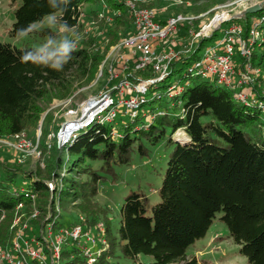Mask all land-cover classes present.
Returning <instances> with one entry per match:
<instances>
[{
  "label": "trees",
  "instance_id": "1",
  "mask_svg": "<svg viewBox=\"0 0 264 264\" xmlns=\"http://www.w3.org/2000/svg\"><path fill=\"white\" fill-rule=\"evenodd\" d=\"M102 3L119 11L120 17L128 15L115 0H70L62 15L56 12L61 17L58 23L66 21L75 28L84 6ZM53 6L65 5L61 0H19L9 36L17 38L18 29L41 22L56 11ZM263 10L257 13L262 16ZM252 16L230 21L242 26L244 39ZM41 35L47 36L48 31ZM215 35L216 32L212 38ZM207 40H201L190 56L173 60L168 76L161 82L168 80L178 65L196 60ZM26 51L36 50L0 43V139L34 127L43 112L44 100L68 99L76 82L95 77L103 59L86 48H77L64 70L56 72L31 62L21 63L20 57ZM263 58V53L254 51L249 62H262ZM247 62L248 59L237 58V67ZM188 77L190 82L180 86L181 93L169 97L171 105L163 109L165 115L156 116L153 121H146L142 115L126 120L118 127L117 139L111 138L109 127L93 126L80 133L71 145L61 149L54 145L47 150L48 134L42 132L38 146L41 154L51 152L46 178L61 182L53 193L32 173L2 167L0 215L4 213L5 217L0 226L1 242L11 239L12 233L6 228L11 225L18 203L30 211L29 195H34L35 208L43 213H55V201L65 209L80 202L76 208L84 216L81 225L85 230H93L102 221L108 248L95 257L93 264H138V259L149 264H197L187 251L205 237L218 214L229 238L238 246L239 256L247 264H264V115L255 106L235 101L231 90L209 79ZM262 84L252 86L260 99H264ZM152 103H146L150 113L156 110L151 108ZM157 145L169 150L158 189L159 201L151 204L138 192L125 196L113 234L110 219L95 210L93 199L102 184L119 180L115 168L129 166L134 151L147 156L149 148ZM18 177L29 180L28 189H10ZM50 194L55 201L46 202ZM33 222L38 237L44 223ZM61 261L59 264H88L73 245L62 248Z\"/></svg>",
  "mask_w": 264,
  "mask_h": 264
},
{
  "label": "rangeland",
  "instance_id": "2",
  "mask_svg": "<svg viewBox=\"0 0 264 264\" xmlns=\"http://www.w3.org/2000/svg\"><path fill=\"white\" fill-rule=\"evenodd\" d=\"M136 2L141 8L154 12L156 19L160 22L177 15L189 18L188 21L177 26L166 40L154 44V51L158 57L166 56L169 52H174L178 58H185L195 51L201 40L209 39L198 52V56H201L206 48L215 46L221 40L225 29L234 23L227 21L220 22L218 29L205 34L204 27L209 26L213 20L223 14L227 18H234L246 8L256 4V2L264 3V0H136ZM18 6L19 0H0V43L9 44L17 49L36 50L46 43L48 38L59 39V35H64L58 34L57 24H49L48 17H46L41 22L35 24L32 33L20 38L9 36L8 32L14 22V11ZM91 11H96V13ZM262 13H264V10ZM115 16L118 18H114ZM260 16V13H255L252 18L258 20ZM131 25L132 20L129 15L125 14L120 17V12L112 9L106 3L84 6L78 25L75 27V33L67 35H69L70 39L76 41V49L86 48L88 51L102 56L103 59L98 66L95 77L90 79L89 77H85L81 81L76 82L72 87L71 95L68 99L59 100L52 97L44 100L41 103L43 112L34 127L24 131L20 138H5L2 141L16 145L21 138H24L33 144L32 146L34 144L39 146L42 132L46 131L48 136L55 133L65 122L69 112L75 111L87 99L98 96L105 89L117 84L116 80L112 84L108 81L109 78L106 73L108 65L107 56L111 48L130 35L133 29ZM45 31H48V35L42 36L41 34ZM215 32L216 35L212 38ZM260 52L259 50L257 51V53ZM194 62L195 60H191L189 64L178 65L176 72L168 80L158 82L149 89L146 99L153 102L151 108H156L153 112L170 107L169 97L172 98L173 93L171 94L169 87L176 86L179 88L180 86L187 85L190 82L187 73L193 67ZM146 75H149L150 78V71L135 72L131 69L130 74L126 77L134 84L137 81L146 80ZM190 76L192 75L190 74ZM149 109L150 105L145 104L141 112L152 114L153 112L150 113ZM123 120L125 119L122 116H117L115 128L118 129V127H122L127 122H123ZM37 136L39 137L38 141ZM175 137H177V134ZM47 140L46 145H50V148L54 145L56 146L55 140ZM7 143L0 142V175L2 174V167L18 168L21 172L32 173V176H36L40 180H49L46 178V163L51 156V152L41 154L38 147L37 151L40 153V156L37 158L35 155H32V149L17 151L12 146H8ZM50 148H47V150H50ZM168 153L169 150H165L163 145L149 148L148 155L143 157L134 151L129 166L115 168L119 180L115 183L107 181L99 187L92 206L96 211L98 210L100 213L104 212V215L110 219L113 226V234H115L114 230L117 227L119 207L125 196L138 192L144 194L151 204H156L159 201L158 189L165 172ZM29 185L28 179L18 177L9 187L11 190H25L29 188ZM52 199L55 201L52 198V194H50L46 197V202H50ZM54 204L56 208L58 206L57 202L55 201ZM79 204L80 202L69 204L66 209L63 206L59 207L60 216L56 228L60 226L72 228L76 224H81L84 216L76 208ZM31 211H26L25 209L17 211V214H14L11 225L6 228V232H13L11 226L16 215L18 217L23 215L21 224L27 227L28 235L37 232L38 229L34 225V222L27 220ZM102 216L100 215V219ZM220 216L221 214H218L212 221L205 237L190 246L187 251L189 258H194L197 264H247L246 260L239 256L238 246L232 242L225 226L219 221ZM101 222L100 220L98 224ZM2 223L3 220H0V226L4 225ZM98 224L93 230H89L86 225L87 231L90 232L94 240L99 238ZM19 225L15 228H19ZM81 242L84 244V239ZM67 247L64 246L63 248ZM137 262L138 264H149L145 259H138ZM59 263H62V261Z\"/></svg>",
  "mask_w": 264,
  "mask_h": 264
},
{
  "label": "built area",
  "instance_id": "3",
  "mask_svg": "<svg viewBox=\"0 0 264 264\" xmlns=\"http://www.w3.org/2000/svg\"><path fill=\"white\" fill-rule=\"evenodd\" d=\"M117 1L127 10L133 28L132 33L111 48L107 56L108 81L112 84L116 80L117 84L105 89L98 96L87 99L75 111L69 112L65 122L47 138V141L55 140L59 149L71 145L80 133L93 126L109 127L111 138H119L120 133L115 128V120L119 115L125 119L124 122L133 121L141 115L146 117V121H153L156 116L166 114L164 110H158L152 114L141 112L142 107L148 101L146 95L149 89L168 76L170 63L178 59L174 52L158 57L154 51V44L166 40L177 26L188 21L189 18L177 15L160 22L156 19L154 12L141 8L136 0ZM253 5H260V10L264 8L262 2H256ZM228 18L226 17L217 24H214L213 20L209 26L204 27L205 34L218 29L220 22L244 20L246 17L244 19L238 16ZM243 34L240 24L229 25L221 40L215 46L206 48L203 54L195 60L188 74L209 79L216 85L231 90L235 101L255 106L264 115V99H260L252 90V86L264 83V58L262 62L258 59L252 63L249 62L254 51L259 50L264 55V15L258 20L251 17L250 28L245 39ZM237 58L248 59V62L239 68ZM131 69L135 72L149 70L151 76L133 84L126 77ZM262 86L261 95L264 96V84ZM182 90V87H169L173 95L181 93ZM22 133L12 138H20ZM38 138L37 136V141ZM0 142L7 143L2 139ZM7 145L17 151L32 149V155L37 158L40 156L37 144L32 146L33 144L24 138H21L16 145L9 143ZM47 148L49 149L50 145H47ZM43 185L49 193H53L61 187V182L51 179L43 181ZM29 199L32 201V211L27 220L41 221L44 226L38 237L33 233L28 235L27 227L21 224L23 215L20 217L16 215L11 226L13 230L11 239L5 242L0 240V264H59L62 248L69 245L77 248L88 264H93L95 257L108 248L101 223L98 224L99 238L97 240H94L90 232L85 230L81 224H76L72 228L61 226L56 228L60 216L59 206L55 208L53 214L43 213L35 208V196L29 195ZM23 209L24 204L18 203L15 214ZM4 217L2 213L0 220ZM18 225L19 228L16 229ZM82 239L85 241L84 244L81 242Z\"/></svg>",
  "mask_w": 264,
  "mask_h": 264
},
{
  "label": "clouds",
  "instance_id": "4",
  "mask_svg": "<svg viewBox=\"0 0 264 264\" xmlns=\"http://www.w3.org/2000/svg\"><path fill=\"white\" fill-rule=\"evenodd\" d=\"M65 5L63 8H54L56 11L48 16L49 24H57L61 17L56 15V12L61 15L67 10V5L70 0H61ZM35 28V24H29L26 28L17 30V37L28 35ZM75 28L70 27L66 21L58 23L59 39L48 38L46 43L38 47L33 53L32 51L24 52L20 57L21 63L31 62L33 65L51 69L56 72L64 70V66L72 59L71 54L76 49V41L70 39L67 34H74Z\"/></svg>",
  "mask_w": 264,
  "mask_h": 264
},
{
  "label": "water",
  "instance_id": "5",
  "mask_svg": "<svg viewBox=\"0 0 264 264\" xmlns=\"http://www.w3.org/2000/svg\"><path fill=\"white\" fill-rule=\"evenodd\" d=\"M261 9L260 5H253L249 8H246L244 11H242L239 15L238 18L240 19H244L246 17V15L248 14H255L257 12H259Z\"/></svg>",
  "mask_w": 264,
  "mask_h": 264
},
{
  "label": "bare ground",
  "instance_id": "6",
  "mask_svg": "<svg viewBox=\"0 0 264 264\" xmlns=\"http://www.w3.org/2000/svg\"><path fill=\"white\" fill-rule=\"evenodd\" d=\"M226 17L227 16L223 14V15L219 16L218 18H216L213 23L214 24H217L219 21L225 19Z\"/></svg>",
  "mask_w": 264,
  "mask_h": 264
}]
</instances>
